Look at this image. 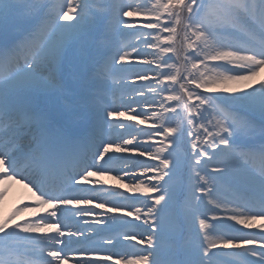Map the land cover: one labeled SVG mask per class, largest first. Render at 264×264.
Segmentation results:
<instances>
[{"label": "snow or ice", "instance_id": "6c2138e0", "mask_svg": "<svg viewBox=\"0 0 264 264\" xmlns=\"http://www.w3.org/2000/svg\"><path fill=\"white\" fill-rule=\"evenodd\" d=\"M262 72L264 0H0V201L43 213L0 219V264H264ZM137 81L150 117L115 106Z\"/></svg>", "mask_w": 264, "mask_h": 264}, {"label": "rangeland", "instance_id": "374dc122", "mask_svg": "<svg viewBox=\"0 0 264 264\" xmlns=\"http://www.w3.org/2000/svg\"><path fill=\"white\" fill-rule=\"evenodd\" d=\"M138 49L140 50V53H141L138 58L135 56V53L132 54V61L134 62V64L139 65V67L134 68V71H138L142 75H148L150 78L152 76H155L156 72L154 70H155L156 66L154 64L150 65V64L146 63V61L151 60L153 58L151 55L152 50L151 49H145L143 44L139 45ZM170 62L174 63V60H171ZM128 82H129V84L132 83L131 77L128 78ZM153 83H155V81H153ZM150 87H151V84H149L148 81H143V82L137 81L136 84L133 86V88L135 89V92H140V91L144 92L145 93L144 97L142 99L135 97V93H134L133 89L130 88V89L126 90L127 94L123 96L124 98H122L121 100L118 101V103H117V106L119 105V108L117 107L118 110L128 112L129 115H137L143 111V113L145 115L150 117L151 111H149L148 107H145L146 102L149 105H151V102L154 99L153 96L148 93V88H150ZM155 99L159 100V97H155ZM130 102H133V104ZM172 106H171V103L168 104V107H172ZM129 109H135V111H129ZM140 118L143 119L144 116L141 115ZM120 119L124 120V123L126 125V128H125L126 130H129V129L132 130V131L128 132V135H127L128 138H126V139H130L132 136H136L137 139L139 141L143 142L145 145L148 143L157 144L159 142L160 137L153 136L152 140L149 141L147 135L144 134V133L148 132L149 130H152V127L154 125L155 126L159 125V121H157L155 119H149L145 124L141 125V124H138L136 121H128L124 118H120ZM141 130H143V132ZM131 132H133V133H131ZM189 143H190V141H189ZM141 151H143V148H141ZM136 155H138V153ZM145 159L150 160V158H148V157H142L143 161H147ZM127 171H138V169L128 168ZM106 178H107V176L104 177V179L108 180ZM110 181H112L111 182L112 184H114L115 182H119V181H115L112 179ZM124 183H125V185H127V184L131 183V181L126 180V181H124ZM122 190L125 192L126 195H129V196L140 195L138 193H127L126 188H124ZM132 245H135L136 250L138 251V253H135V255L139 254L142 247H144L142 245H137L136 242L132 243ZM132 248L135 249V247H132Z\"/></svg>", "mask_w": 264, "mask_h": 264}, {"label": "bare ground", "instance_id": "6f19581e", "mask_svg": "<svg viewBox=\"0 0 264 264\" xmlns=\"http://www.w3.org/2000/svg\"><path fill=\"white\" fill-rule=\"evenodd\" d=\"M258 78H264V72H262ZM28 191L29 189L25 187L24 184H18L17 186H14L13 183H11L8 189L9 194L7 193L5 198L0 201V219H3L5 216L9 215L17 206L22 208L21 213L17 216V220H20L22 216L28 215L29 213L27 214V211L29 209L21 205V203L27 199Z\"/></svg>", "mask_w": 264, "mask_h": 264}]
</instances>
